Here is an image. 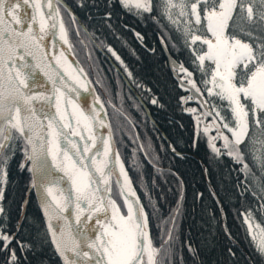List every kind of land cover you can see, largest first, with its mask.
Here are the masks:
<instances>
[{
	"label": "trees",
	"instance_id": "obj_1",
	"mask_svg": "<svg viewBox=\"0 0 264 264\" xmlns=\"http://www.w3.org/2000/svg\"><path fill=\"white\" fill-rule=\"evenodd\" d=\"M64 2L85 29L78 27V37L72 23H65L69 43L106 109L118 155L146 214L155 264H264V158L261 155L258 163L248 147L252 125L242 143L231 145L239 158L223 139L211 141L216 128L208 131L209 138L201 130L211 117L200 105L197 115L195 107L182 102L185 90L167 66L159 37L195 81L206 77L210 66L197 73L177 29L170 23H150L151 14L128 8L120 0ZM247 2L252 16L247 18L239 8L244 2L237 0L227 33L248 41L264 64V7ZM205 6H216L215 0ZM156 18L165 19L163 14ZM99 49L117 55L118 61L110 57L150 118ZM250 70L237 69L235 82L243 84ZM243 103L251 112L249 101ZM219 109L233 126L229 110ZM263 116L261 111L257 118ZM261 126L264 129V122ZM27 153L23 136L11 127L0 152V264H61L32 192L16 230L32 182L24 163Z\"/></svg>",
	"mask_w": 264,
	"mask_h": 264
},
{
	"label": "water",
	"instance_id": "obj_2",
	"mask_svg": "<svg viewBox=\"0 0 264 264\" xmlns=\"http://www.w3.org/2000/svg\"><path fill=\"white\" fill-rule=\"evenodd\" d=\"M12 1L0 0V132L4 130L6 136L0 152L9 141L11 127L8 123L14 112L17 111L23 125L22 131L17 130L23 136L28 148L24 163H28L32 179L22 203L16 230L23 219L28 196L32 192L49 241L61 264H106L99 229L95 227L93 211L99 203L104 205L107 199L112 200L109 192L110 173L121 195L128 197L131 202L138 231L141 234L139 238L141 247L144 245V231L143 223L139 216L141 210L137 194L134 190L133 193L122 190L121 177L115 166L116 159L120 160V158L111 134L106 110L85 70L70 49L69 43L66 42L65 45L56 34L58 23H62L58 15L57 4L62 6L76 20L77 17L63 0H40V6L47 16L48 30V34L41 39L37 28L34 0H19L18 21H14L10 17L7 9V6ZM45 1L46 6L44 5ZM78 24L83 27L81 23ZM51 38L53 39L52 49L54 51L58 47L62 49L76 72L83 78L85 89L77 87L53 62L47 51ZM159 43L167 60L168 68L176 79L178 86L188 91L186 96H189L191 101L197 100L202 109L210 113L211 109L208 107L207 98L201 91L188 85L177 74V72L183 70V66L169 54L161 37H159ZM14 61L23 65L25 70L24 77L18 75L13 64ZM109 61L119 72L124 83L129 87L150 118L145 104L129 85L118 67L110 59ZM250 74H248L245 83L248 82ZM35 87L39 88V94L36 98L28 93L30 89ZM57 88L66 91L83 112L89 114L94 130L95 144L83 155V163L101 189V192L91 201L85 217L77 219L76 222L72 221L74 198L71 181L61 169L49 161L48 155V138L51 125L55 127L62 137L73 139L71 131L63 126L55 113L54 101ZM104 134L108 141L104 152L107 163L103 173H100L99 168L91 162L90 158L96 150L101 148ZM43 177L57 179L61 183L64 189V197L61 201H57L51 196L45 187ZM14 235L15 233H13L12 238ZM75 245L85 247L88 251L87 255L79 252ZM129 264L132 263L130 262Z\"/></svg>",
	"mask_w": 264,
	"mask_h": 264
},
{
	"label": "bare ground",
	"instance_id": "obj_3",
	"mask_svg": "<svg viewBox=\"0 0 264 264\" xmlns=\"http://www.w3.org/2000/svg\"><path fill=\"white\" fill-rule=\"evenodd\" d=\"M206 0L194 1L189 7L191 17L196 24L203 21L205 35L194 33L190 38L192 43H200L203 50L196 55L199 64H211V79L219 81L222 89L230 102V111L235 122L231 130V139L235 144L244 141L248 129V115L243 103V99L248 100L252 105V114L257 117L258 112L264 111V65L255 64L254 71L249 75L248 82L237 84L235 82L236 69H245L255 62L252 54L251 45L239 37L227 36L226 27L234 12L237 0H222L216 6H210L199 12V3ZM46 6V1L44 2ZM43 5V6H44ZM35 15L39 38H44L48 34L47 16L40 6V0H34ZM10 17L14 21L19 19V0H13L7 6ZM57 37L66 45V35L63 25L59 22ZM53 39L49 40L47 51L53 62L61 72L72 81L77 87L85 89L83 78L76 72L70 61L65 56L60 47L56 51L52 49ZM15 69L20 77H24L25 70L21 63L13 62ZM259 75L260 82L255 85V77ZM29 95L36 98L39 88L29 90ZM102 107V106H101ZM54 109L57 117L66 129L71 131L73 139L63 140V137L50 126L48 138L49 161L61 169L70 179L73 191V210L72 221L85 217L86 212L93 198L101 192V189L88 172L83 163V155L91 148L93 140V126L88 113L83 112L80 106L69 97L61 88H57L54 101ZM10 122L22 131L23 125L17 111L12 115ZM108 145L106 135H103L101 148L91 155V162L103 173L107 163L104 155ZM115 166L121 177L122 190L132 192L131 183L122 162L117 158ZM109 174V181H110ZM45 187L51 196L57 201L64 197V189L57 179L43 177ZM122 206L124 213L119 205L107 199L104 203H99L94 211L95 227L99 229V236L103 248L106 264H141L139 238L141 234L135 221V215L128 197L122 196ZM112 208V209H111ZM140 218L143 223V250L145 259L149 264H154L148 233L143 218L144 212L141 210ZM110 224V225H109ZM77 250L83 255L88 251L82 245H75Z\"/></svg>",
	"mask_w": 264,
	"mask_h": 264
},
{
	"label": "rangeland",
	"instance_id": "obj_4",
	"mask_svg": "<svg viewBox=\"0 0 264 264\" xmlns=\"http://www.w3.org/2000/svg\"><path fill=\"white\" fill-rule=\"evenodd\" d=\"M193 1L194 0H162V5H163V12H164L165 18L170 22V24L175 29H177L182 34L184 41L187 44V48L194 58L193 64L196 67L197 73L203 74L204 70L207 68L206 67L207 64L210 66V69L212 66L210 63H207V62L204 64L198 63V61L196 60V55L203 48L200 51H196L195 48L198 45L201 46V44L190 42V38L192 37V35L194 33H199L198 30L204 29L203 28V21H201L199 24H196L191 17V12L189 10V6H190L191 2H193ZM221 1L222 0H215L216 5L219 4ZM242 1L244 3L242 5H240L239 8L242 12H244V14L247 16L248 19H250V17L252 16V10H251V7L247 1H252V3H255L261 7H264V0H242ZM203 9L200 10V8H199V12L201 15L203 13ZM65 34H67L66 26H65ZM73 34H74V30H73ZM235 37H237V36H235ZM251 47H252V45H251ZM252 54L255 58V62L252 65L248 66V67H251V70H252V68H254L255 64L264 65L262 62L259 61V54H257L255 52V49L253 47H252ZM210 69L208 70V74L206 75V77L201 79L199 82L197 80L195 81L192 74L186 75L187 77L186 76L185 77L188 78L189 83L192 86H194V87L196 86L195 89L202 90V93L205 94L209 98V100H210L209 106L211 107V110H212L211 120L215 122V126L217 127L218 130L224 129V131H226V133L222 135L223 136L222 137L223 142L226 144L229 151L232 154H235L236 157L239 158V155L236 153V151L231 149V145H236L232 141L231 135H230L231 130L234 128L235 122H234L233 126L229 125V123H227V121H225V119L223 118V116L220 112V109H219L220 106H222L223 108H227L230 112L232 120L234 121L232 114H231V111H230V102L228 101L226 94L224 93V91L222 89L221 83L219 81L211 79ZM238 69L243 70L242 67H238ZM259 82H260L259 75H256L255 85H258ZM243 100H246V99H243ZM103 107H104V105H103ZM251 107H252V105H251ZM261 122H264V116L260 120L259 117L257 118L255 116H253L252 111L249 112L248 123H249V128H250V125H252V131H251L250 136L248 138V147L251 149V151L254 155V158L257 160L258 163L260 162L261 155H263V152H264V129H262ZM8 125L11 127H15L11 122H9ZM197 128L199 129V125L197 126ZM201 130L204 134H207V137L209 138L208 129H205L201 125ZM4 139H5V137H4L3 133H0V147L2 146ZM63 140L68 142L71 139H67L66 137H63ZM94 144H95V138H94V131H93V140H92L91 147ZM112 187L114 188L115 194H114V196L111 195V197H113V199L119 201V198L122 196L120 194V190L118 188H116L115 184H113ZM112 187L110 186L109 191L112 190L111 189ZM110 201H111V203H109V204L112 205V208H113V205H114L113 201L114 200H110ZM120 203L121 202H119V204ZM143 220H144L145 226H146V221H145L146 217H144ZM143 246H142V250L140 251L141 252L140 256H142L141 264H149L145 259V253L143 250ZM151 250H152V248H151ZM152 253H153V250H152Z\"/></svg>",
	"mask_w": 264,
	"mask_h": 264
},
{
	"label": "flooded vegetation",
	"instance_id": "obj_5",
	"mask_svg": "<svg viewBox=\"0 0 264 264\" xmlns=\"http://www.w3.org/2000/svg\"><path fill=\"white\" fill-rule=\"evenodd\" d=\"M121 2H122V4L124 5V6H126V7H128V8H130V7H132L133 8V10H139V11H145V12H147L148 14H151V19H150V23H170L166 18L165 19H158V18H156L157 17V15H161V14H164V12H163V6H162V4L160 3V0H120ZM58 5V15H59V17L61 18V21L65 24V23H72V28H73V30H74V32L77 34V36L79 37V31H78V27H81L78 23H81V21L79 20V17L77 16V14H75V12H74V14L76 15V17H77V20H76V18H73L72 16H70L67 12H66V10L62 7V6H60L59 4H57ZM64 28H65V25H64ZM82 28V27H81ZM83 29V28H82ZM84 31V30H83ZM198 32H200V33H203L201 30H198ZM87 46V45H86ZM72 48V51H73V53L75 54V57L78 59V61L81 63V65L83 66V68H84V70H85V72H86V74H87V76L89 77V79H90V81L91 82H93V79L91 78V75H90V73H89V71H88V69H86V67L82 64V62H81V60H80V58H79V56H78V54H77V52L75 53L74 52V49H73V47H71ZM103 55H105L106 56V59H110L113 63H114V61L112 60V58L110 57V56H112L115 60H117L118 61V57H117V55L115 54V53H110V54H107V53H102ZM165 56V55H164ZM109 59H108V61H109ZM166 59V58H165ZM110 62V61H109ZM166 62H167V60H166ZM115 64V63H114ZM116 65V64H115ZM180 65H182V64H180ZM117 66V65H116ZM168 66V65H167ZM183 66V70H181L180 72H177V74L180 76V77H182L184 80H185V82L187 83V84H189V85H191L190 83H189V80H188V78H186L187 76L186 75H189V74H191V72L188 70V68H186L184 65H182ZM171 72V71H170ZM172 74V73H171ZM186 76V77H185ZM175 79V78H174ZM176 80V79H175ZM177 82V81H176ZM192 86V85H191ZM196 87V86H195ZM185 90V89H184ZM187 90H185V95L182 97V102L183 103H185V104H187L189 107H195L194 109H196L195 111H196V113H197V115H199V112H198V110H197V104H198V102H197V100H195V101H191V98L189 97V96H186L187 95ZM201 92H202V90H201ZM208 98V97H207ZM208 101H209V103H210V100H209V98H208ZM199 105V104H198ZM199 108V107H198ZM193 109V108H192ZM192 109H190L189 111H191ZM193 109V110H194ZM209 117H211V113H209V114H207ZM203 116H204V114H203ZM205 125V127H206V129H208V131H212L213 129H215L216 128V130H213V131H215V135L214 136H212L211 137V141L215 138V137H219V139H222V135L223 134H225V132H224V129H222V130H218L217 129V127L215 126V123L211 120V119H208V122L207 123H205L204 124ZM111 184H110V186L112 187V185L113 184H115L116 185V182H115V180L112 178L111 179V182H110ZM112 190H110V193H111V195L112 196H114V194H115V191H114V188L112 187L111 188Z\"/></svg>",
	"mask_w": 264,
	"mask_h": 264
}]
</instances>
